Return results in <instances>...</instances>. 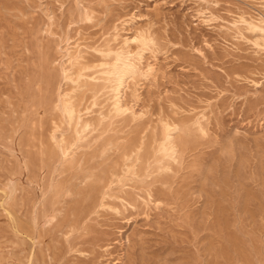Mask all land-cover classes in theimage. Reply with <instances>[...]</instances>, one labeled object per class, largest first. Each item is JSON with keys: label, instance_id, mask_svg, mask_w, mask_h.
I'll use <instances>...</instances> for the list:
<instances>
[{"label": "rangeland", "instance_id": "rangeland-1", "mask_svg": "<svg viewBox=\"0 0 264 264\" xmlns=\"http://www.w3.org/2000/svg\"><path fill=\"white\" fill-rule=\"evenodd\" d=\"M0 264H264V0H0Z\"/></svg>", "mask_w": 264, "mask_h": 264}, {"label": "bare ground", "instance_id": "bare-ground-1", "mask_svg": "<svg viewBox=\"0 0 264 264\" xmlns=\"http://www.w3.org/2000/svg\"><path fill=\"white\" fill-rule=\"evenodd\" d=\"M134 40L139 41L138 38H135ZM140 41H142V40H140ZM143 43H145L144 40H143ZM132 57H133V55H128L126 57V60L127 61H131L133 59ZM116 58L119 61V63H118L119 65L113 71L114 79L116 81V87H115L114 91H115L116 98H118L117 100H119L121 86L123 85V82L126 79V77L130 76L131 74L136 73V66L133 63H131V62L124 61L122 59L121 55H119ZM66 110H67V114L70 117V119L73 120L75 118V116H76L74 107L71 106V105H68V106H66Z\"/></svg>", "mask_w": 264, "mask_h": 264}]
</instances>
